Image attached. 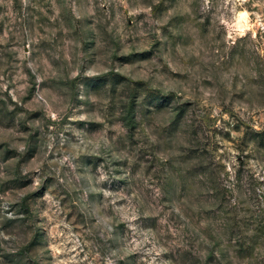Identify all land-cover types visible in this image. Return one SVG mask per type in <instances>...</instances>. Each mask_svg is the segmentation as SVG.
<instances>
[{
    "label": "rangeland",
    "instance_id": "374dc122",
    "mask_svg": "<svg viewBox=\"0 0 264 264\" xmlns=\"http://www.w3.org/2000/svg\"><path fill=\"white\" fill-rule=\"evenodd\" d=\"M0 264H264V0H0Z\"/></svg>",
    "mask_w": 264,
    "mask_h": 264
}]
</instances>
